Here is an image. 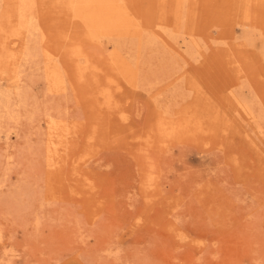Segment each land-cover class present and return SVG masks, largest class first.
<instances>
[{
	"label": "rangeland",
	"instance_id": "374dc122",
	"mask_svg": "<svg viewBox=\"0 0 264 264\" xmlns=\"http://www.w3.org/2000/svg\"><path fill=\"white\" fill-rule=\"evenodd\" d=\"M85 1L0 0V264H264V7Z\"/></svg>",
	"mask_w": 264,
	"mask_h": 264
},
{
	"label": "bare ground",
	"instance_id": "6f19581e",
	"mask_svg": "<svg viewBox=\"0 0 264 264\" xmlns=\"http://www.w3.org/2000/svg\"><path fill=\"white\" fill-rule=\"evenodd\" d=\"M120 0H86L84 2L85 6L83 9L85 10L84 11V14H85V18L86 20L91 24V25H94V26H112V24H114V21L116 22L118 20V17H119V11H121L122 7L119 3ZM248 1V0H246ZM179 2V1H178ZM249 3V2H248ZM91 4H95L96 5V11L94 12H90L88 7L89 5ZM106 4V5H105ZM108 4H111V7L108 5ZM183 5L186 4V2H182ZM182 4H180L182 6ZM257 4H259L260 6H263L264 7V0H257ZM179 5V4H178ZM177 5V6H178ZM108 6V7H107ZM113 6V7H112ZM179 6V7H181ZM186 6V5H185ZM184 6V8H185ZM177 7V8H179ZM115 10V11H114ZM183 10V9H182ZM184 11V10H183ZM182 11V12H183ZM177 13V12H176ZM118 16V17H117ZM181 16V15H180ZM178 19V18H177ZM183 20H181L182 22ZM177 22V21H176ZM180 22V23H181ZM179 24V23H178ZM101 26V27H102ZM181 26V25H180ZM179 26V27H180ZM102 29H104L102 27ZM167 29V28H166ZM170 29V28H169ZM167 29V30H169ZM177 29V28H176ZM106 30V29H105ZM113 30V29H112ZM171 31V30H170ZM169 31V32H170ZM111 32V31H110ZM103 34L105 35H108V32L107 31H102ZM263 38V37H262ZM191 42H194V49L197 50V48L199 47L198 45V42L195 41V40H190ZM250 43V42H249ZM254 43V41H253ZM261 43V42H260ZM257 46V45H256ZM262 47V46H260ZM199 49V48H198ZM193 51V52H196V51ZM199 51V50H198ZM194 54V53H193Z\"/></svg>",
	"mask_w": 264,
	"mask_h": 264
}]
</instances>
